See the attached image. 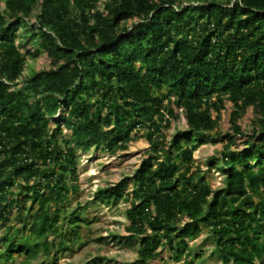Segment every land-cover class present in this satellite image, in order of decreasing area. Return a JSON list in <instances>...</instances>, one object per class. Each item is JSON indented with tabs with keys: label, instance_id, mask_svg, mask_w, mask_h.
Masks as SVG:
<instances>
[{
	"label": "trees",
	"instance_id": "1",
	"mask_svg": "<svg viewBox=\"0 0 264 264\" xmlns=\"http://www.w3.org/2000/svg\"><path fill=\"white\" fill-rule=\"evenodd\" d=\"M226 106L214 189L193 153ZM133 131L149 143L133 187L93 196L126 204L130 264L181 261L202 225L224 263L264 264V0H0V264L80 243L79 151H124Z\"/></svg>",
	"mask_w": 264,
	"mask_h": 264
},
{
	"label": "rangeland",
	"instance_id": "2",
	"mask_svg": "<svg viewBox=\"0 0 264 264\" xmlns=\"http://www.w3.org/2000/svg\"><path fill=\"white\" fill-rule=\"evenodd\" d=\"M3 8V6H1ZM18 38H15V42ZM25 51V49H21ZM27 65L23 72L20 84L34 71L40 70L47 65L44 56L37 60L27 57ZM229 116V106L221 111V120L215 132L204 133L198 138L202 140L197 150L193 153L196 163L201 165V172L207 180L211 182L212 188L223 186V175L216 168H208L206 161L210 156H217L221 152L224 143L221 134L228 131L227 119ZM253 119L251 110L242 117L245 128H249ZM52 119H50L51 121ZM186 125L183 119L172 122L171 127L166 132L170 138L179 130H185ZM133 131L131 136H136L134 141L128 144V148L109 155L104 146L92 148L88 152H80L78 164L79 192L71 195L70 208L79 207L87 218V224L80 228V239L83 243L74 244L70 249L52 248L49 256L56 255L57 264H130L137 255L138 242L140 237L134 238V245L125 243L127 235L124 227L127 224L125 217L126 204L119 201L117 204L101 203L99 199H94V193L102 187H112L116 182L129 177L126 180V189L133 187L131 175L139 166L145 151L149 148V143L144 137ZM241 146L236 147L240 149ZM217 164L220 161H216ZM12 215L9 223L14 222ZM112 235H115L114 239ZM51 239V236L49 237ZM56 244V243H55ZM189 255L179 262H175L167 247H160L157 256L150 260L148 264H185L188 259L190 264H234L232 261L224 263L214 248L212 235L204 225L202 231L195 238L188 241ZM22 258H18L15 263L19 264ZM50 257L41 253L33 264L42 262L47 264ZM259 262V261H256ZM264 263V258H263Z\"/></svg>",
	"mask_w": 264,
	"mask_h": 264
}]
</instances>
